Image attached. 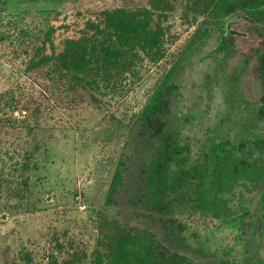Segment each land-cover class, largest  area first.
<instances>
[{
    "label": "rangeland",
    "instance_id": "374dc122",
    "mask_svg": "<svg viewBox=\"0 0 264 264\" xmlns=\"http://www.w3.org/2000/svg\"><path fill=\"white\" fill-rule=\"evenodd\" d=\"M191 1L169 0V10L154 12L163 57L152 61L137 49L129 71L84 87L57 72L47 76L42 57L60 52L67 38L91 34L103 10L147 8L149 0H0V264H90L98 254L110 264L108 247L123 231L152 239L185 264L264 262L256 39L234 17L230 25L241 33L226 50H215L227 18H218L213 8L201 13ZM174 66L176 88L164 119L179 152L170 174L196 172L163 194L160 210L145 197L146 172L160 140L142 132L137 118ZM34 142L41 150L37 168L29 171V190L13 196L22 174L17 162ZM217 143L236 162L244 161L239 167L253 169L221 193L210 188L206 175ZM200 189L231 209H247L240 239L235 229L194 210Z\"/></svg>",
    "mask_w": 264,
    "mask_h": 264
},
{
    "label": "trees",
    "instance_id": "16d2710c",
    "mask_svg": "<svg viewBox=\"0 0 264 264\" xmlns=\"http://www.w3.org/2000/svg\"><path fill=\"white\" fill-rule=\"evenodd\" d=\"M191 3L200 8L201 13L213 8L217 10L218 18H227L219 32L215 50H226L229 45L233 44L234 35L241 33L230 25L234 17V23L237 19L244 22L245 34L255 37L256 43L252 51L261 90L257 115L264 119V0H192ZM168 8L169 0H149L147 8L126 10L118 7L103 10L101 12L102 21L90 25L93 30L91 34L67 38L60 52L42 57L41 62L49 64L47 76H50L52 72H57L71 77L84 87H99V80L107 82L112 75L129 71L137 57L140 56L137 49L146 54L150 53L152 61L159 60L164 53L160 40L162 31L158 23L152 25L153 15L155 11H167ZM175 70V66L172 67L158 82L137 118L139 129L142 132L151 139L160 140L159 148L146 172L147 186L145 187L147 194L145 197L149 198L152 206L160 210L164 208L161 199L163 194L170 188L179 187L183 184L182 180L185 184L190 182L196 172L182 171L181 175L176 172L174 177L173 173L170 174V165L178 155L179 145L176 142V136L166 130L164 116L176 88L173 81ZM31 130H33L32 127L28 125L27 132L31 133ZM256 146L264 150V135L256 142ZM40 150L41 144L34 142L23 151L21 160L17 162L22 174L20 173L19 185L12 189L13 196L23 197L29 190V171L31 166L37 168V155ZM211 152L209 159L212 164L209 172L206 169V175L210 188L215 192L221 193L228 190L240 178L247 179L246 176L253 170L249 167H239L244 161L236 162L230 150L223 143L215 144ZM119 172L118 165L107 195L108 203L113 202ZM199 182L198 188L203 184L202 178ZM212 194H214L213 191ZM261 199L262 196L260 197L262 208L260 225L264 222V205L262 206ZM193 208L201 217L216 219L217 223L235 229L238 232V239L245 233L249 215L247 209L243 208L241 212L239 209H231L222 198L207 195L203 189L196 191ZM122 233L125 235H121L115 243L108 247L112 254L110 264H185L183 256L176 252L166 251L148 237L131 236L126 231ZM90 264L105 263L98 254Z\"/></svg>",
    "mask_w": 264,
    "mask_h": 264
},
{
    "label": "water",
    "instance_id": "95a60500",
    "mask_svg": "<svg viewBox=\"0 0 264 264\" xmlns=\"http://www.w3.org/2000/svg\"><path fill=\"white\" fill-rule=\"evenodd\" d=\"M262 199H261V204H262V206L264 205V192L262 193Z\"/></svg>",
    "mask_w": 264,
    "mask_h": 264
}]
</instances>
